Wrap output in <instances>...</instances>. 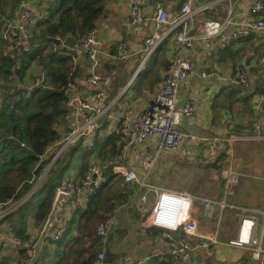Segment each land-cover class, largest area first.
<instances>
[{
    "label": "crops",
    "instance_id": "0c3cea01",
    "mask_svg": "<svg viewBox=\"0 0 264 264\" xmlns=\"http://www.w3.org/2000/svg\"><path fill=\"white\" fill-rule=\"evenodd\" d=\"M184 1L141 0L145 21L137 29H133L129 25L130 10L125 0H108L106 2L104 16L96 25L97 33L101 30V36L105 43L103 45L99 41L100 46L105 53H111L117 44H122L131 55L127 60L128 63L125 65V69L130 71V78L127 80L123 78L124 75H119L118 79H114L110 86L104 89L107 103L111 104L109 114L119 115L127 111L134 114L146 110L151 104L158 90L159 83L169 69L176 53L174 45L176 32H174L163 42L164 48L160 51L153 67L150 68V72L143 75L135 86L133 81L143 68L142 66L138 71L139 61L142 60L147 43L156 30V25L152 20L154 6L156 3L162 4L170 23L180 14ZM252 2L253 0H232L234 16L232 25L226 29L225 33L238 31L247 23L256 19L255 16L249 13V7ZM205 3H209L208 8L195 17L194 28L192 30L194 35L200 34L203 23L207 20L222 21L226 15L227 0H194L193 7H198ZM34 9L36 10V17L39 13L41 15V11L35 7ZM201 15L207 16L201 17ZM170 29L171 26L166 25L161 31H168ZM119 38L120 42L117 41ZM218 42V38L206 42L196 41L193 48L186 52V58L193 64L194 73L179 88L181 101H190L194 106L193 117L181 123V131L185 137L186 155H192V159L197 160L200 171H197V174L193 176L187 173L181 174L179 168L181 165L186 164L185 159L182 158L184 151H180L181 146L177 152L173 153L172 159L159 167L157 166L155 169V171H161L163 174H166L171 184L159 186L154 182L149 183V185L156 188L187 191L195 197H207L214 201H218L222 193L221 172L225 168L230 167L227 164L231 153L233 150L236 152L235 146L227 142V136L240 130H243V133L246 134L250 130L253 131L256 124H259L260 132L264 134V111H257L253 106L254 94L258 91L264 92V34L252 33L224 50L219 49ZM102 61L104 65L101 71L118 65L117 62V65L107 63V59ZM86 70L87 64L85 59L79 58L75 64L73 83L78 87L83 97L97 91L96 88L89 87L86 84ZM202 70H205L209 74V78L201 79L199 77V73ZM240 70H246L252 78L249 91L240 89L236 84V75ZM121 71L123 72V70ZM103 73H106V71ZM32 77L36 79L35 75ZM32 77L27 81L30 85L35 81ZM156 77L159 80L156 81ZM114 100L115 103L112 104ZM112 127L110 122L104 121L103 137L111 131H115ZM186 138L189 140L186 141ZM263 143H260L258 146L257 144H247L246 146L247 151L245 152V156H247L248 163L243 165L242 168L246 174L238 185L235 196L230 200L234 205L249 209H258V207L264 205ZM151 145L152 143L148 142L143 146L134 147L126 154L120 149L119 155L111 157V164H108V161L101 162L93 156L87 164V169L93 165L102 168V170L106 166L110 167L112 169L110 176L114 174L124 182L123 174H116L115 168H124L125 170V168L132 167L140 173V163L145 153L151 152ZM54 150L55 145L49 147L45 158L53 155ZM208 159L211 160L209 162H215L216 165L214 169H210V174L208 170H204L206 169L205 164L208 163L206 162ZM219 159L221 160L220 162L218 161ZM174 164L179 168L171 172L173 169L171 167ZM87 169L82 175H79V168L76 166L72 168V175L78 181ZM178 176H181L182 179H187L186 187L180 188L179 186L172 185V181L178 180ZM104 178L107 180L105 176ZM156 179L158 178L155 177L154 180ZM125 184L128 186L132 185ZM130 190L126 203L122 207L119 206L113 210L115 212L120 208H124V213L119 219L118 227L120 230H114L110 236L108 234L103 245L106 261L104 264H130L134 260L146 257H151L147 264H170V247L165 246L161 242L159 233H153L150 229L143 228L140 224L141 218L148 210L149 205L141 203L138 197H135V190ZM93 192L95 190L90 188L84 190L79 195L70 197V200L62 206V212L57 213L56 223L47 232L42 243L38 245L44 227L43 224L40 233L33 235L35 236V242L32 251L27 253L25 261L27 264H35L36 260L43 257L45 250H49V252L55 250V246L50 245L49 238L63 218L68 219V226L63 238L58 241H63L60 246L61 249L76 236H81L80 245L82 246L92 243L94 236L97 234L93 230L87 233L85 229L86 222L84 219H81V216L84 211L89 210V199L92 198ZM147 197L149 200H152L153 193H149ZM128 204L131 205L128 206ZM199 209L198 204L195 203L196 212L193 213L192 217L197 221L199 234L209 236L217 227L216 219L208 220L204 218ZM113 212L109 215L111 217L108 219L114 218ZM227 213L233 219V233L230 234V237L225 239L223 235L224 217L218 226L219 244L210 245L209 248L201 249L195 254L184 255L180 259V264H255L244 251L227 245L230 240L234 239L237 228V221L234 218L233 212L228 211L225 214ZM115 221L114 218L113 225ZM114 232L116 235L113 237ZM4 234L7 233H0V242L3 243L0 249L1 251L8 250L6 256L14 258L17 261V248L4 243ZM176 235L180 236L179 233H176ZM55 262L56 260L54 259L50 260V264ZM47 263L49 262L44 264Z\"/></svg>",
    "mask_w": 264,
    "mask_h": 264
},
{
    "label": "built area",
    "instance_id": "2783aa9c",
    "mask_svg": "<svg viewBox=\"0 0 264 264\" xmlns=\"http://www.w3.org/2000/svg\"><path fill=\"white\" fill-rule=\"evenodd\" d=\"M227 1L228 6L224 19L222 21L207 20L203 23L202 31L198 35L192 33L195 17L204 12L209 3L193 7L194 0H185L180 14L170 23L162 4H155L152 20L156 25V30L147 43L145 56L138 66V71L148 57L174 32H176L174 36L176 53L169 69L159 83L158 90L149 107L134 114L128 111L119 115L109 114L111 104L107 103L104 90L110 86L113 79L111 74L101 71L104 65L102 60L107 59V63H114L126 61L131 57L122 44H117L113 52L105 53L97 38L96 27L88 30L76 42L73 49L65 46L64 39L57 38L60 48H67L73 52V63L79 58L85 59L87 64L85 82L89 87L96 88L97 91L83 97L73 82L67 84L65 90L67 110L63 117L64 130L55 145L50 162L36 180L40 182L42 178L44 179L52 165L63 153L77 146L92 148L95 140L103 137L104 121L112 124V128L119 136L117 144L124 154L134 147L151 142L154 151L145 153L140 163V173L135 168H125L123 180L124 183L135 185V197H138L141 203L149 205L148 210L141 218V226L146 229L164 230L159 234L161 242L170 247V264H180V259L184 255L195 254L201 249L209 248L210 245L219 244L218 226L225 210L232 211L237 221L235 237L227 245L244 251L253 263L264 264V205L261 209H249L234 205L230 201L235 196L236 189L245 174L233 171L231 167L225 168L221 172L223 185L218 201L207 197L198 198L187 191L156 188L147 182L158 158L163 154L177 152L184 144L185 137L181 131V123L190 120L194 115L193 104L190 101L182 102L179 95L180 86L194 73L193 64L186 58V52L193 48L196 41L206 42L218 38L219 49L224 50L252 33L264 34V0H253L249 7V13L256 17L254 21L247 23L238 31L225 33L226 29L232 25L234 16L232 0ZM125 2L130 10L129 25L133 29H137L145 21L142 2L141 0H125ZM35 12L33 5L26 3L14 14L12 19H1L0 37L9 44L11 49L29 51L31 27L39 17L35 16ZM166 25H170L171 29L161 31ZM73 63L72 65L75 67L76 63ZM199 77L207 79L209 74L202 70ZM43 80L44 77L40 73L35 85L40 86ZM251 82L252 78L246 70L238 71L236 84L240 89L249 91ZM253 106L257 111H264V92L254 94ZM253 132L257 135L254 136L255 138L264 140V134L258 133L257 126H254ZM254 137L229 134L227 142L234 145L240 141H251ZM110 160L111 158L107 159L108 164H111ZM36 180L33 181V184ZM104 180L102 168L93 165L78 181L73 175L63 178L55 188V195L64 193L73 197L90 189L91 185L98 187ZM36 189L34 184L24 195L25 197L23 196L16 202L0 205V221L9 213L16 211L24 203L25 198L27 196L29 198ZM149 193H153L152 200L147 197ZM195 203L198 204L204 218L211 220L216 216L217 227L209 236L201 235L198 232L197 221L192 217L196 212ZM113 222L114 218L108 219L96 230L103 245ZM67 226L68 219H61L59 226L49 239L53 242L61 240ZM168 232H172L174 235H170ZM176 233H179L180 236L178 237ZM3 241L6 245L25 249L28 253L33 249L35 236L32 235L27 240L21 241L11 234H4ZM104 258L103 247L97 255V264H104ZM150 258H139L130 264H147Z\"/></svg>",
    "mask_w": 264,
    "mask_h": 264
},
{
    "label": "trees",
    "instance_id": "16d2710c",
    "mask_svg": "<svg viewBox=\"0 0 264 264\" xmlns=\"http://www.w3.org/2000/svg\"><path fill=\"white\" fill-rule=\"evenodd\" d=\"M107 1L0 0V33L1 19H12L22 5L31 3L41 11L31 27L28 52L11 49L0 37V205L16 202L27 194L33 181L51 160L52 155L45 158L48 148L56 145L64 130L63 117L67 110L65 90L69 82H74L70 66L73 52L60 48L57 38L72 37L77 42L103 18ZM163 48L164 43L148 57L133 81L135 86L143 75L150 72ZM32 64L40 68L36 79L40 73L44 77L40 88L35 85V77H32L35 79L32 85L25 82ZM118 139L115 131H111L105 137L96 139L90 149L77 146L61 155L48 171L42 186L35 190L21 208L0 221V230L6 223L7 234L21 241L30 238L32 235L27 232V219L32 218L36 227L45 223L55 196V188L67 171L78 166L79 175H82L87 169L89 157L94 156L104 162L119 155ZM78 153L80 157L75 165L73 160ZM40 159L41 163L37 166ZM215 166V162L205 164L206 169H214ZM115 177L114 174L108 177L92 193L89 210L84 211L81 219L87 221L97 211L96 204L105 197L104 188ZM129 191L128 187H124L117 192L108 210L111 212L116 204L122 207ZM110 212L108 213L111 214ZM80 238L81 236L74 237L63 249L60 248L63 241L50 240V245H54L55 250H45L42 258L35 259V264H50L51 259L56 260L53 264H97V255L103 247L101 237L95 235L90 245L83 246L80 245ZM16 253L18 259H27L25 249H17ZM13 261L15 262L5 257L0 260V264H13ZM17 261L20 264V260Z\"/></svg>",
    "mask_w": 264,
    "mask_h": 264
},
{
    "label": "rangeland",
    "instance_id": "374dc122",
    "mask_svg": "<svg viewBox=\"0 0 264 264\" xmlns=\"http://www.w3.org/2000/svg\"><path fill=\"white\" fill-rule=\"evenodd\" d=\"M206 16L207 15H203V16L201 15V17H206ZM101 34H102L101 30H99V32L97 33V38L103 45H105V43L103 42ZM117 41L120 42V38ZM144 56H145V53L143 54V57ZM141 61H139V62H141ZM76 62H77V60L74 63H76ZM72 63H73V60L70 63V66H71L72 71L74 73L75 67L72 65ZM127 63H128L127 60L123 61V62L122 61H118L117 62L118 65L116 64V62H114L113 64H116L117 66L112 67L113 69L110 68V69H106V70H102V71L103 72L106 71L105 74H111L113 80L114 79H118L119 75H124L123 78L128 80L130 78V71L125 69V65ZM139 64H138V66H139ZM160 65H161V63H160ZM121 70H123V72H125V73H123ZM39 71H40V68H38L34 64H32L30 69H29V71H28V73H27V75H26V77H25V82L29 81L32 76H34V75L36 76V74ZM108 71H110V72H108ZM155 80L157 81V80H159V78L156 77ZM256 126L259 128V132L258 133L260 135H262L263 133L260 132L259 124H256ZM243 132H244L243 130H240V131H236V133H234V134L237 135V136H244V135H247V136H250V137L257 136L256 134H254V132L252 130H250L246 134H244ZM187 140H189V139L186 138V141ZM262 142H264V140H260L258 137L257 138L254 137V139H252L251 141H240V142L235 143L234 146H235L236 152H235V150L232 151L231 156H230V160H229L227 165L230 166L233 171H236V172L241 173V174H246V172H244V170L242 169L243 165H246L248 163V161L246 159L247 156H245V152L247 151V147L246 146H247V144H257V146H258ZM182 150L184 151V154L182 155V158L185 159L186 164L181 165L180 168L174 164L171 167V168H173L171 170V172L174 171L175 169L177 170L179 168L181 170V174L187 173L190 176H193V175L197 174V171L198 172L200 171V169L198 168V165H197L198 164L197 160L195 161V159H192V157H193L192 155H186L187 154L186 153V147H185L184 144L182 145V148L180 149V151H182ZM150 151L151 152L154 151L153 148L150 149ZM172 156H173V154H163V155H161L158 158V160L156 162V165H155V168L151 171L149 177L147 178V182L148 183L154 182V183H156L159 186L160 185H164V184L165 185H170L171 184L170 183V179H167V175L166 174H163L161 171H157V170L155 171V169L157 168V166L159 167L160 165H163L164 163H167L170 159L173 158ZM78 157H80L79 153L75 156V158L73 160V163L75 165L77 164ZM92 158H93V156L89 157V159H92ZM209 161H211V160L208 159L206 162H209ZM218 161L220 162L221 160L219 159ZM221 165H222V162H221ZM210 169L211 168L204 169V170L205 171L208 170V173L210 174L211 173ZM204 170H202V171H204ZM102 171H103V175L106 178H108L111 175L112 169L110 167L106 166L105 168H103ZM41 174H39L38 176H40ZM71 175H72V168L67 171V173L65 174L64 178H66L68 176H71ZM170 176H172V175H170ZM155 177H157L158 179L154 180ZM177 178H178L179 181L178 180H174V182L172 181V185L179 186L180 188L181 187H186L187 179L186 178L182 179L181 176H178ZM42 179H41V181L44 182L45 178L43 180ZM36 181L34 182L35 188L37 187L39 189L42 186L43 182H41V181L40 182L39 181L36 182ZM188 186L190 187V185H188ZM124 187H129V189H133V190L135 189V185H133V184L130 185V186L125 185V183L122 182V179H120V177L113 178L110 181V183L104 188L103 194L105 195V197L101 200L100 203L96 204L97 211H95V214L90 216L88 218V220L85 221L86 222L85 229H86L87 233L91 232L92 230L94 232H96V230L99 227V225L105 223L106 220L109 217H111L109 215L112 214V212H113V210L115 208L119 207V204H116L114 206V208L111 210V212H110V210H108V207H109V205L111 203L114 202V197H116L117 192H119L121 189H124ZM27 198H28V196L25 198L24 202H26L30 197L28 199ZM263 202H264V200H263ZM129 205H131V204H128V206ZM262 206L258 207V209H261ZM123 211H124V208H120L117 211L113 212V216H114L116 221H115V224L113 225V227L111 228V230L108 232L109 236L112 234V232L114 230H117V231L120 230V228L118 227L119 226V222H120L119 219H120V216L123 215V213H124ZM228 211H230V210H225L222 213V217H221L222 220L225 217V223H223V225H224L223 226V235H224L225 239H228L230 237V234L233 233V219L231 218L230 214H228V213L225 214ZM108 212H110L111 214H109ZM12 213H9L7 216L11 215ZM214 219H216V216L214 217ZM27 220H28V224H29L27 226L28 234L29 235H36L37 233L39 234L43 225L39 226V227H36V226H34V222H33L32 218H28ZM117 222H118V224H117ZM1 228H2L0 230L1 232H6L8 230V226H7L6 223L4 225H2ZM82 232L85 233L84 231H82ZM114 235H116L115 232L113 233V237H114ZM102 249H103V247H102ZM7 251L8 250L0 251V260L5 258V257L6 258L8 257V256H6L7 255L6 254ZM8 258H11V257H8ZM11 259L14 260V258H11ZM18 260H20V264H27L25 262L26 260H24V259H20L19 258ZM104 260H105V258H104ZM13 264H18V261L15 260V262Z\"/></svg>",
    "mask_w": 264,
    "mask_h": 264
},
{
    "label": "water",
    "instance_id": "95a60500",
    "mask_svg": "<svg viewBox=\"0 0 264 264\" xmlns=\"http://www.w3.org/2000/svg\"><path fill=\"white\" fill-rule=\"evenodd\" d=\"M38 16H40V13L38 14ZM64 44L65 46H67L69 49H73L76 45V41L74 38L72 37H66L64 39ZM40 88V86H39ZM259 92V91H258ZM115 173L116 174H123L124 173V168H115ZM90 188L92 190H96V186L94 185H91ZM70 197L69 195H66L64 193H59V194H56L53 198V201H52V205H51V209H50V212L47 216V219L44 223V227H43V230L41 232V235H40V238H39V241H38V245H40L43 241V239L46 237L47 235V232L51 229V227L56 223V215L57 213H60L62 212V206L64 204H66L69 200H70ZM153 233H160L164 230H161V229H157V228H151L150 229ZM170 235H174V233L172 232H168ZM3 243L0 242V248L2 247Z\"/></svg>",
    "mask_w": 264,
    "mask_h": 264
}]
</instances>
